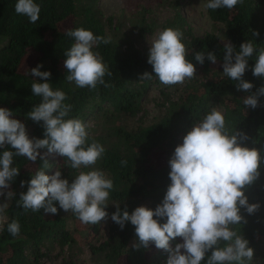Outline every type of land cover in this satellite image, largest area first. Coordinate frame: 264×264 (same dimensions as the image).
<instances>
[{
  "label": "trees",
  "instance_id": "obj_1",
  "mask_svg": "<svg viewBox=\"0 0 264 264\" xmlns=\"http://www.w3.org/2000/svg\"><path fill=\"white\" fill-rule=\"evenodd\" d=\"M181 1L157 0L174 9L173 17L161 27L183 31L186 59L196 66V77L186 80L183 85L164 86L147 62L149 51H140L124 40L118 33L121 24L112 30L114 17H104L97 0H35L41 7L36 24L15 12L16 0H0V107L10 109L13 118L24 122L30 137L44 138L43 122H34L26 115L40 101L31 90L33 79L44 82L40 77H32L30 69L42 64L41 71L51 72L49 82L53 88L66 93L68 99L65 103L72 105L69 117L80 118L88 125L89 143L96 140L104 146L105 153L94 167L103 170L114 183L106 207L109 213L107 238L95 244L87 236L91 231L97 232L99 223L83 224L71 212L59 209L58 204V213L53 215L43 209L35 213L31 210L25 212L16 203L20 193L27 191V183L21 187L20 182L29 181L38 168L44 167L45 159L51 166L45 169L46 174L52 175L59 169L62 177L71 181L76 170L67 167L64 157L48 154L44 159L38 157L35 162L25 157H14L19 175L11 184L16 195L9 202L5 219L0 220L3 224V230H0V264H42L57 246L71 253L77 251L74 250L77 246L81 249L80 238L88 249V259L83 264H166L168 253L157 249L154 243L147 249H134L135 227L127 222L121 229L111 220V213L116 211L115 204H119L121 209L127 206L131 212L141 205L155 209L162 202L170 183L169 158L175 147L183 142L192 123L200 120L212 107L222 111L230 131L236 129L246 133V146L260 149L264 157V96L259 97L255 109L245 108L242 97L249 93L238 90V82L222 74L225 43L231 42L236 50L247 40H252L257 47H264V0H243L233 9H207L213 30L201 36L191 31L180 13ZM148 12L143 8L135 25L134 29L140 35L151 33L155 27L154 21H148ZM81 26L95 35L111 38L110 43H100L93 50L100 53L113 73L104 78L112 87L78 88L65 79L64 50L73 43L65 33ZM253 31L259 35L254 36ZM196 51L215 53L217 62L213 64L206 56L203 65L199 64L195 60ZM30 52L34 53V60L26 70H22L23 61ZM248 64L243 79L253 84L252 92H255L264 85V77L253 76L254 57L249 58ZM144 72L152 73L153 78L140 80ZM151 86L158 89L162 98L158 104L162 112L150 122L130 128L124 119L143 110V102ZM90 121H93L92 125ZM3 151L0 149V153ZM39 151L42 155L47 153L46 148ZM155 152L161 153L162 158L158 162L153 159ZM121 160H126L127 164L121 166ZM244 191L249 203L260 205L253 214L242 207L240 212L247 222L235 226L254 250L253 260L245 261V264H264V161L259 177ZM4 199L0 196V202ZM13 219L18 220L21 226L16 237L7 231V224ZM177 242L180 238L171 243L174 246ZM201 264H206V261Z\"/></svg>",
  "mask_w": 264,
  "mask_h": 264
},
{
  "label": "clouds",
  "instance_id": "obj_2",
  "mask_svg": "<svg viewBox=\"0 0 264 264\" xmlns=\"http://www.w3.org/2000/svg\"><path fill=\"white\" fill-rule=\"evenodd\" d=\"M243 0H206L205 9H233ZM15 12L28 18L31 24L40 19L41 7L35 0H16ZM66 36L73 43L64 50L65 79L78 88L96 89L98 85L112 87L105 82V76L113 73L103 62L94 47L100 43L108 44L110 37L95 35L84 27L68 30ZM254 36L259 33L253 31ZM183 31L166 27L158 30L150 41L147 62L152 73L164 86L183 85L186 80L196 77V66L186 59L187 49L183 43ZM223 76L237 81L238 90L249 93L242 97L245 108L255 109L259 97L264 96V85L252 92L253 84L243 79L249 67V58L255 59L252 74L264 77V47H257L252 40L241 43L239 50L231 43L224 44ZM213 64L217 56L213 52L196 51L195 60L203 65L205 57ZM42 64L30 69L32 77H40L44 82L33 79L31 90L40 101L26 115L34 122H43L44 138L30 137L26 125L13 118L12 111L0 107V220L9 202L16 193L11 184L19 175L14 166V157H25L35 162L48 154L64 157L68 168L76 170L71 181L62 177L57 169L48 175L50 168L47 160L44 167L38 168L27 183V191L21 192L16 201L22 209L33 213L57 214L59 209L71 212L83 224H98L109 218L106 207L113 180L101 169L95 168L104 153V146L96 140L89 143L88 125L76 117H69L72 105L65 103L66 93L49 82L50 71H41ZM144 72L140 80H151L153 74ZM246 133L230 131L225 115L212 107L203 117L192 123L168 160L170 183L162 202L155 209L141 205L131 212L127 206L119 204L111 213V220L121 229L127 222L135 227L134 249H147L150 244L168 253L166 264H245L252 261L254 250L249 241L236 229V225L246 223L241 215L243 207L247 213L258 210V203H249L245 188L252 185L260 175L264 157L255 147L244 143ZM10 146V147H6ZM47 149L42 155L40 149ZM121 166L127 164L120 161ZM83 169H89L84 171ZM155 217V218H154ZM165 222L161 223L160 221ZM3 230V224H0ZM21 226L13 219L7 224V231L16 237ZM180 242L172 245V241Z\"/></svg>",
  "mask_w": 264,
  "mask_h": 264
},
{
  "label": "rangeland",
  "instance_id": "obj_3",
  "mask_svg": "<svg viewBox=\"0 0 264 264\" xmlns=\"http://www.w3.org/2000/svg\"><path fill=\"white\" fill-rule=\"evenodd\" d=\"M89 1V0H87ZM206 0H182L180 5V13L186 20L191 31L201 36L206 32L213 30V23L208 15L207 9L204 8ZM97 6L101 10L104 17L113 16L112 30H116L118 27V33H121L124 40H128L129 43L140 51H149L150 41L153 35L161 30V25L173 17L174 9L169 5L161 4L157 0H97ZM149 10L146 16L155 22V27L151 33H145L140 35L134 28L141 17L142 9ZM120 22V23H119ZM34 53L30 52L25 57L22 70H26L30 63L34 60ZM162 102V98L158 93V89L155 86H151L148 90L144 102L143 110L140 111L136 116H129L124 121L130 128L142 122H150L157 115L162 112L158 104ZM90 125L93 121L89 122ZM161 153L155 152L153 159L155 162L160 161ZM4 220V219H3ZM109 218L105 221H101L98 224L97 232L92 231L88 234V238L92 243L99 244L107 238L108 234ZM80 248L78 246L74 249L77 250L74 253L67 251L65 248L60 249L58 246L51 250L49 256L43 259L42 264H83L88 259V249L83 244V239L80 238Z\"/></svg>",
  "mask_w": 264,
  "mask_h": 264
}]
</instances>
